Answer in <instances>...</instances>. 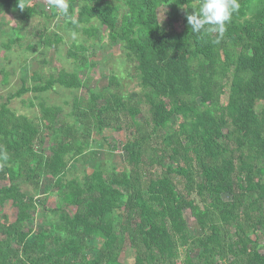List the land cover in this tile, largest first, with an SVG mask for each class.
Here are the masks:
<instances>
[{
	"label": "trees",
	"instance_id": "16d2710c",
	"mask_svg": "<svg viewBox=\"0 0 264 264\" xmlns=\"http://www.w3.org/2000/svg\"><path fill=\"white\" fill-rule=\"evenodd\" d=\"M33 1L0 0V47L41 66L0 101V264H126V246L134 264H264V0H239L219 43L188 25L200 0H68V16ZM106 39L138 89L118 73L91 84ZM0 72L7 84L16 67ZM33 205L42 230L21 216Z\"/></svg>",
	"mask_w": 264,
	"mask_h": 264
},
{
	"label": "rangeland",
	"instance_id": "374dc122",
	"mask_svg": "<svg viewBox=\"0 0 264 264\" xmlns=\"http://www.w3.org/2000/svg\"><path fill=\"white\" fill-rule=\"evenodd\" d=\"M47 4L48 0H34L32 2V5L38 6V8H41ZM159 13L161 17H164L166 14L165 9L160 8ZM11 16L13 17V21L17 20V17L13 15ZM40 19H42L40 16H35L34 18L25 23V27L27 29H32L37 23H39ZM43 21L46 22L50 27L57 28L55 27V20L45 21L43 19ZM104 29L105 28H103V30ZM63 33L65 34L67 39L73 38V32L67 33L63 30ZM65 51L66 47L62 46V54H64ZM91 51L95 52L93 58L98 64L97 73L92 74V85H98L99 87L105 86L108 82V76L112 73H118L119 76L122 78L123 82L125 83L126 91L130 92L139 88L137 85V79L131 77L129 74V72H133L132 66L130 64H127V62H122V60H124V53L122 51L121 43L119 41H111L106 39L103 43L91 47ZM38 55L39 54L37 52L31 54H24L21 50H12L8 52L4 48L0 47V69L2 66H5L8 70L10 69L11 71L12 67H16V72H12L10 74L9 81L7 84H3V74L0 72V101L4 100V98L8 96L10 91H15L22 85V77L26 78L27 76L31 75L34 71L40 69L41 66L38 61ZM24 58L27 59L26 63H24V65H20L22 63L21 60ZM53 62L54 58H52V64ZM56 63L59 64L60 62L57 61ZM56 90L57 92H50L51 101L61 103L63 102L64 98L69 97L68 90L61 88L58 85L56 86ZM28 96H30V93L25 94L23 97L27 98ZM10 106L18 112L26 113L31 117L36 116L39 113L36 107H28L27 104H24V102L22 101V97L13 98L10 102ZM119 136H121V134L110 135L109 141L112 146L117 144L115 139H117V137ZM106 147L107 145H104L98 150L101 157L108 156L106 151V154H103V149H106ZM112 157V159H114L115 163L118 164V166L124 165L125 154L122 151L118 150L114 152ZM51 181L52 180L50 178H46L44 180L41 191L42 193H45L47 186L51 183ZM48 203L51 206L55 205L54 197H51ZM6 211H8V213L10 214V219L12 221L17 218V210L10 204L6 206ZM38 212L39 211L36 206L33 205L29 211V214L25 213L21 216H29V218L27 219L28 224L36 230H42V217L38 214ZM185 213L190 226L193 230H195V228H197L198 226L195 217L189 210H186ZM120 259L126 264H134L135 250L131 246H126L123 252L121 253Z\"/></svg>",
	"mask_w": 264,
	"mask_h": 264
},
{
	"label": "clouds",
	"instance_id": "9594fccd",
	"mask_svg": "<svg viewBox=\"0 0 264 264\" xmlns=\"http://www.w3.org/2000/svg\"><path fill=\"white\" fill-rule=\"evenodd\" d=\"M48 5L54 7L58 13L68 16V0H48ZM21 10L26 9L25 3L18 2ZM239 0H200L198 10H194L187 15V22L193 33H199L206 30L209 33H216V43H219L227 31V23L232 16L239 11ZM205 26H208L207 28ZM73 38L76 33H72ZM7 153L0 154V160L7 161Z\"/></svg>",
	"mask_w": 264,
	"mask_h": 264
}]
</instances>
